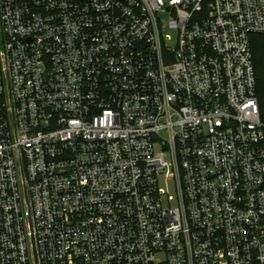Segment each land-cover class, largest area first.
Here are the masks:
<instances>
[{"label": "built area", "instance_id": "built-area-1", "mask_svg": "<svg viewBox=\"0 0 264 264\" xmlns=\"http://www.w3.org/2000/svg\"><path fill=\"white\" fill-rule=\"evenodd\" d=\"M254 33L264 0H0V264H264Z\"/></svg>", "mask_w": 264, "mask_h": 264}, {"label": "trees", "instance_id": "trees-1", "mask_svg": "<svg viewBox=\"0 0 264 264\" xmlns=\"http://www.w3.org/2000/svg\"><path fill=\"white\" fill-rule=\"evenodd\" d=\"M250 47L256 78V94L260 117L264 121V34H250Z\"/></svg>", "mask_w": 264, "mask_h": 264}, {"label": "rangeland", "instance_id": "rangeland-1", "mask_svg": "<svg viewBox=\"0 0 264 264\" xmlns=\"http://www.w3.org/2000/svg\"><path fill=\"white\" fill-rule=\"evenodd\" d=\"M161 18L164 22V24H166V16L161 15ZM163 33L166 34L167 36H169V40L167 41V45L170 47H174L175 45V33L168 27H165L163 30ZM166 174V172H165ZM165 174H163L162 176L159 177V182L161 184L162 187H165ZM171 205L175 204L174 200H170L169 202Z\"/></svg>", "mask_w": 264, "mask_h": 264}]
</instances>
